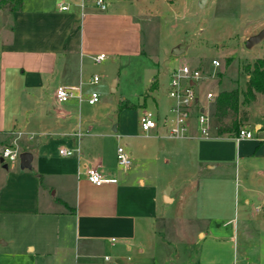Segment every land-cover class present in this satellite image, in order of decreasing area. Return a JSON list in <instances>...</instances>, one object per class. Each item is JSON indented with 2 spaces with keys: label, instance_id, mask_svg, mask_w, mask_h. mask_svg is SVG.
Returning a JSON list of instances; mask_svg holds the SVG:
<instances>
[{
  "label": "crops",
  "instance_id": "1",
  "mask_svg": "<svg viewBox=\"0 0 264 264\" xmlns=\"http://www.w3.org/2000/svg\"><path fill=\"white\" fill-rule=\"evenodd\" d=\"M104 1L101 10L94 0H0V151L15 143L30 154L28 166H8L0 156V264H146L142 246L154 240L158 218L186 241L184 254L200 241L187 264H234V247L230 261H217L215 232L231 223L232 238L249 211L264 220V114L249 127L239 123L250 138L218 135L213 105L199 97L209 136L198 135L193 110L187 137L168 140L161 123L169 98L163 114L153 113L157 128L144 133L138 124L150 99L156 106L155 79L133 122L125 114L133 103L96 119L82 111L84 99L58 102L59 85H79L85 97L96 84L82 58L102 53L114 62L141 53L146 11L137 0ZM117 146L129 155L126 170L116 165ZM60 147L78 155L60 156ZM88 167L112 181L91 183Z\"/></svg>",
  "mask_w": 264,
  "mask_h": 264
},
{
  "label": "rangeland",
  "instance_id": "2",
  "mask_svg": "<svg viewBox=\"0 0 264 264\" xmlns=\"http://www.w3.org/2000/svg\"><path fill=\"white\" fill-rule=\"evenodd\" d=\"M137 3L141 10L146 11L140 18L141 53L137 56L130 54L128 58L114 62H109L108 57L98 63L82 58L84 73L98 76L95 85H88V92L99 94L98 102L91 106L82 105V111L96 119L115 118L122 103L129 102L135 106L125 114L128 122H133L141 113L142 107L138 106V102L142 103L140 95L148 88L153 90V79L157 85L152 92L156 106L150 99L144 110L163 114L169 104L167 72L183 64L199 70L198 95L203 99L204 92L210 91L212 98L208 105H213L218 90L234 87L243 90L247 79L244 66H250L255 58L264 56V37L248 48L244 45L248 36L264 28V0H137ZM174 47L182 51L173 54ZM212 60H217L219 65H212ZM260 114H264V94H256L253 101L241 102L236 119L241 125L248 120L249 127ZM213 124L211 119V126ZM139 171L135 168L133 174ZM245 214L249 220H238L237 232L232 234V238L231 223L215 232L219 235L215 236L218 239L216 244L221 248L217 261H226L225 258L230 261L234 247V264H264V220L259 218L262 214L251 211ZM162 222L161 218L155 220L154 240L145 238L140 256L145 258L146 264L160 257L156 264H187L197 259L198 238L197 244L191 250L189 247L185 257L186 241L176 238V233L166 229ZM236 226L234 224V229ZM160 238L167 240L166 245H160ZM207 244L212 243L209 240ZM174 248L178 252L176 255ZM136 250L132 248L131 252L137 253ZM175 256L177 261L173 262Z\"/></svg>",
  "mask_w": 264,
  "mask_h": 264
},
{
  "label": "built area",
  "instance_id": "3",
  "mask_svg": "<svg viewBox=\"0 0 264 264\" xmlns=\"http://www.w3.org/2000/svg\"><path fill=\"white\" fill-rule=\"evenodd\" d=\"M94 4L101 10H104L106 7L104 0H94ZM66 8L65 5L59 6L60 10ZM103 57L104 55L100 53L93 56L92 60L93 62L98 63ZM211 64L214 66L219 65L217 60H212ZM200 79V72L196 67H190L183 64L177 68L168 70L166 95L171 100V105L168 108V115L161 123V128L163 129V134L161 136L164 138L168 140L186 138L189 128V120L192 117L193 110L195 111L194 122L198 135L200 137L209 136V117L203 109H199L200 106L198 105V82ZM97 81L98 76L94 74L91 76L89 82L94 84ZM54 97L58 102H66L72 98H75L78 101L84 99L89 105L95 104L99 100V94L95 91L89 92L88 95L84 97L79 85H59L55 88ZM211 98L212 94L210 91L204 92V99L206 101H209ZM138 124L140 130L144 133L157 128L154 114L146 110H143L139 116ZM10 133H15L16 135L20 134V132ZM75 135L79 137L81 132H76ZM250 137L251 133L244 129H239L235 135L236 139ZM77 150L78 149L60 147L58 148L57 153L60 156H73L78 155ZM19 154L20 150L15 143H9L1 147L0 156L5 162L10 163L11 165L19 164ZM115 162L121 170H126L129 166V155L121 146L116 147ZM85 174L88 181L95 185L112 181L109 178L101 177L100 171L95 167L86 168Z\"/></svg>",
  "mask_w": 264,
  "mask_h": 264
},
{
  "label": "trees",
  "instance_id": "4",
  "mask_svg": "<svg viewBox=\"0 0 264 264\" xmlns=\"http://www.w3.org/2000/svg\"><path fill=\"white\" fill-rule=\"evenodd\" d=\"M9 1H12L14 5L19 3V0ZM244 70L247 72V79L244 81L243 90H239L237 87L221 89L217 91L213 99V116L218 135L236 134L239 130L236 114L241 102L253 101L256 94H264V56L255 58L250 66H244ZM122 105H124L123 107L133 106L129 103ZM241 113L243 114V112Z\"/></svg>",
  "mask_w": 264,
  "mask_h": 264
},
{
  "label": "water",
  "instance_id": "5",
  "mask_svg": "<svg viewBox=\"0 0 264 264\" xmlns=\"http://www.w3.org/2000/svg\"><path fill=\"white\" fill-rule=\"evenodd\" d=\"M263 37H264V28H261L255 34H252V35L248 36L245 39V41H244V45L248 48V47L258 43ZM181 51H182V49L181 48H177V47H174L172 49V53L173 54H178ZM29 157H30V154L28 152H21L19 154V164H20V166H28ZM1 160L2 159L0 158V161Z\"/></svg>",
  "mask_w": 264,
  "mask_h": 264
}]
</instances>
